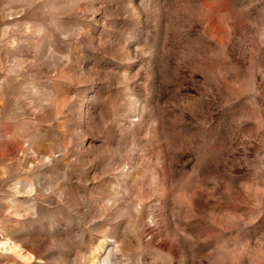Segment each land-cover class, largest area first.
Listing matches in <instances>:
<instances>
[{
    "label": "rangeland",
    "instance_id": "obj_1",
    "mask_svg": "<svg viewBox=\"0 0 264 264\" xmlns=\"http://www.w3.org/2000/svg\"><path fill=\"white\" fill-rule=\"evenodd\" d=\"M0 264H264V0H0Z\"/></svg>",
    "mask_w": 264,
    "mask_h": 264
}]
</instances>
